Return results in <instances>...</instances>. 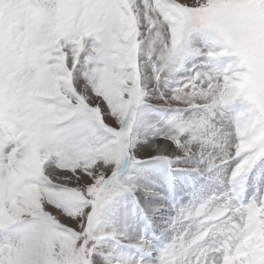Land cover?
I'll return each instance as SVG.
<instances>
[{
    "label": "snow or ice",
    "instance_id": "6c2138e0",
    "mask_svg": "<svg viewBox=\"0 0 264 264\" xmlns=\"http://www.w3.org/2000/svg\"><path fill=\"white\" fill-rule=\"evenodd\" d=\"M0 264H264V0H0Z\"/></svg>",
    "mask_w": 264,
    "mask_h": 264
}]
</instances>
